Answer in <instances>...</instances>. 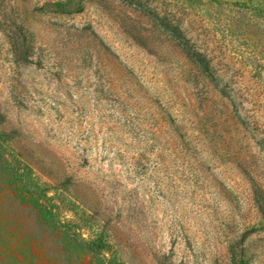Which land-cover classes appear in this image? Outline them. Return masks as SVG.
Returning <instances> with one entry per match:
<instances>
[{"label":"rangeland","instance_id":"rangeland-1","mask_svg":"<svg viewBox=\"0 0 264 264\" xmlns=\"http://www.w3.org/2000/svg\"><path fill=\"white\" fill-rule=\"evenodd\" d=\"M0 264H264V0H0Z\"/></svg>","mask_w":264,"mask_h":264},{"label":"trees","instance_id":"trees-1","mask_svg":"<svg viewBox=\"0 0 264 264\" xmlns=\"http://www.w3.org/2000/svg\"><path fill=\"white\" fill-rule=\"evenodd\" d=\"M178 43H179V46H180L181 50H182L185 54H187V56H188L189 58H192V57H194V56H195V58H200V56L202 55V54H199L198 52L193 51V50L191 49V47L188 45V39H187V38L182 37V38L180 39V41H178ZM196 56H197V57H196Z\"/></svg>","mask_w":264,"mask_h":264}]
</instances>
